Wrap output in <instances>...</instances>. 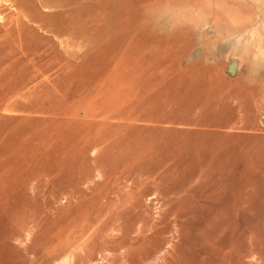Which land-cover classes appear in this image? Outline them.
<instances>
[{"label":"rangeland","instance_id":"rangeland-1","mask_svg":"<svg viewBox=\"0 0 264 264\" xmlns=\"http://www.w3.org/2000/svg\"><path fill=\"white\" fill-rule=\"evenodd\" d=\"M0 182V264H264V0H0Z\"/></svg>","mask_w":264,"mask_h":264},{"label":"bare ground","instance_id":"bare-ground-1","mask_svg":"<svg viewBox=\"0 0 264 264\" xmlns=\"http://www.w3.org/2000/svg\"><path fill=\"white\" fill-rule=\"evenodd\" d=\"M46 1V0H45ZM42 3V2H41ZM40 3V4H41ZM43 4V3H42ZM45 4V3H44ZM49 4V3H48ZM60 5V4H59ZM43 6V5H42ZM63 6V5H62ZM70 6H72V3H71V5ZM70 6H69V3H68V5L67 6H64V7H69V9H70ZM61 7V6H60ZM63 7V8H64ZM46 8V7H45ZM60 9V8H59ZM67 10L66 8L64 9V10H67V11H70V10ZM63 10V9H62ZM73 10V9H72ZM76 9H74L73 11H75ZM61 11V10H60ZM72 11V12H73ZM66 12V11H65ZM57 13V12H56ZM59 13V12H58ZM57 13V14H58ZM70 13V12H69ZM74 13V12H73ZM78 13V12H77ZM71 14V13H70ZM75 14V13H74ZM40 16V15H39ZM51 16V15H50ZM72 16V15H71ZM67 17V15L66 14H63V12H61L60 14H58V15H56L55 16V18H59V20L61 19V20H63V21H65L64 22V25H62L63 27H65V28H63L62 29V27H61V29H52V30H49V28H47L48 30H49V32H50V34L52 35V36H50V35H48V36H50L51 38L53 37V40H48L49 42V46H50V48L52 49V53H53V49H56L57 51H58V49L57 48H55V46H56V42L54 41V39L55 38H61V41L59 42V44H58V46L59 45H62V44H66V43H69V44H72L74 47H72L73 49L75 48V44L77 43L78 44V42H76L77 41V38H78V34L79 33H77V29H76V19L74 18V17H77V16H72V17ZM41 17V16H40ZM32 19V18H31ZM49 20V19H48ZM59 20L57 21V22H59ZM38 21V20H37ZM40 21V20H39ZM56 21V20H55ZM62 21V22H63ZM49 22H51V21H49ZM53 22V21H52ZM44 23V22H43ZM76 23V24H75ZM38 24V23H37ZM51 24H53V23H51ZM42 25V24H41ZM55 27V26H54ZM40 28V27H39ZM46 28V27H45ZM46 29V30H47ZM43 30V29H42ZM45 31V30H44ZM47 34H49V33H47ZM66 37V39H63V38H65ZM46 38H48V37H46ZM45 38V39H46ZM107 40L109 39V40H111L109 43L108 42H106L105 44H103L102 45V48H103V50H106V51H108V50H115V49H118L119 47V45H118V43H115V38H113L112 37V35H107ZM108 40V41H109ZM47 45V44H46ZM63 45V46H64ZM68 45V44H67ZM66 45V46H67ZM48 47V46H47ZM38 48V47H37ZM70 47H68V48H66L65 47V49H64V51L65 50H67V49H69ZM39 49H40V51H41V48L39 47ZM63 49V48H62ZM71 49V48H70ZM60 51H61V49H60ZM59 51V52H60ZM97 51V50H96ZM95 51V52H96ZM58 52V53H59ZM62 52V51H61ZM67 52H70L69 50H67ZM72 52L73 53H70L71 55H69L68 57L69 58H62L63 56H61L60 54H57V56H56V58L57 59H60L61 61H64V64L67 66V68L69 69L68 71H71V76L74 78V77H76V73H77V71L79 70V66H78V64H77V62H76V60H78V59H75V57L77 56V54H75L74 53V51L72 50ZM76 52V51H75ZM25 53V52H24ZM38 53V52H37ZM42 53V52H41ZM55 54L57 53V52H54ZM63 53V52H62ZM77 53V52H76ZM64 54H66V52L65 53H63V55ZM48 55H52L51 53L49 54L48 53ZM41 58L43 57V58H45V56H44V53H42V55L40 56ZM54 57V56H53ZM33 59V58H32ZM31 59V60H32ZM39 60V59H38ZM27 61V60H26ZM28 62V61H27ZM31 62V61H30ZM35 62V61H34ZM49 62H51V61H49ZM48 62V63H49ZM36 63V62H35ZM45 63H47V62H45ZM53 64H54V62H53ZM104 64V63H103ZM46 65V64H45ZM49 64H47V66H48ZM107 66V65H106ZM34 70L36 69L34 66H33V64H32V66H31ZM30 67V68H31ZM45 67V66H44ZM43 67V68H44ZM59 68V67H58ZM23 68H21L20 70H22ZM45 69V68H44ZM65 69V68H64ZM24 70V69H23ZM22 70V71H23ZM17 71H19V70H17ZM28 71V70H27ZM30 71V70H29ZM37 71V70H36ZM39 71H41V70H39ZM39 71H38V73H39ZM57 72H58V70H57ZM64 72V71H63ZM24 73H25V70H24ZM41 73V72H40ZM39 73V74H40ZM49 73H50V71H49ZM52 73V72H51ZM60 73V72H59ZM67 73V72H66ZM42 74V73H41ZM40 74V75H41ZM54 74H58V73H54ZM45 74H43L42 75V77L44 76ZM46 75H47V73H46ZM46 75H45V77H46ZM60 77H61V75L60 74H58ZM65 75V74H64ZM23 76H26L25 74L23 75ZM23 76H22V79H24L23 78ZM32 76V75H31ZM34 76V75H33ZM41 77V78H42ZM48 77V76H47ZM52 77V76H51ZM60 77H59V80H60ZM21 78V76L19 77V79ZM57 78V77H56ZM56 78H53V80L54 79H56ZM63 78V77H62ZM35 78H33V80H34ZM42 79H44V78H42ZM26 80H28V79H26ZM39 80V79H38ZM50 80H52V78H50ZM65 81V79H62V82H64ZM44 81V80H43ZM58 81V80H57ZM69 81V80H68ZM17 82V81H16ZM32 82H34V81H32ZM39 82H40V80H39ZM46 82V81H45ZM61 82V83H62ZM66 82V81H65ZM69 82H71V81H69ZM72 82H73V80H72ZM15 83V82H14ZM14 83H13V85H14ZM35 83V82H34ZM31 84V86H33V85H35V84ZM16 84V83H15ZM21 84V83H20ZM36 84H37V81H36ZM13 85L12 86H10V89H14L13 88ZM22 85V84H21ZM26 86L29 88V86L26 84ZM12 87V88H11ZM15 87V86H14ZM17 87V86H16ZM19 87L20 88H22L20 85H19ZM25 87V86H24ZM52 87V86H51ZM4 88V87H3ZM20 88H18V89H20ZM6 89H8V88H6ZM24 89V88H23ZM30 89V88H29ZM9 90V89H8ZM40 90V89H39ZM44 90V89H43ZM21 91H23L24 92V90H21ZM27 91V89H25V92ZM31 91V90H30ZM5 92V91H4ZM16 92V91H15ZM28 92H29V90H28ZM149 92V91H148ZM18 93H20V91H18ZM5 94V93H4ZM25 94V93H24ZM23 94V95H24ZM27 94V93H26ZM25 94V95H26ZM31 94V93H30ZM118 94H119V102H118V107H119V104H122L124 101H125V99H126V95L123 93H120V92H118ZM2 96H3V94H1ZM7 95V94H6ZM18 95V94H17ZM32 95V94H31ZM4 97V96H3ZM97 101V100H96ZM110 106V105H109ZM114 107H116V106H114V105H112V107H108L102 114H97V116H93V117H91L92 119H91V121H89L88 122V128L89 129H85V130H83V131H81V132H79L78 134H77V138H78V140L79 139H81V141H84L82 144H83V148H85L86 146H88V145H94L95 144V142H97L95 139L93 140V139H88V137H87V135H88V133L89 132H91V130H94L93 132H95V130H100V129H103V128H108V127H111V126H113L112 125V123L110 122L112 119H115L114 117L115 116H112L111 115V109H113ZM26 112H27V109H26ZM66 112V111H65ZM31 113V112H30ZM74 119V118H73ZM83 120V119H82ZM159 123H160V125H163V124H168V125H174L175 124V121H173V120H171V121H159ZM108 124H110V125H108ZM118 124H119V122H118ZM219 126H216V128H214L215 129V131H216V133L219 131L218 130V128H221V125L220 124H218ZM80 127V126H79ZM81 128V127H80ZM91 129V130H90ZM111 129V128H110ZM189 132L190 131H188V132H184L185 134H189ZM91 135V134H90ZM200 135V134H199ZM108 136V135H107ZM68 137V136H67ZM215 138H217V139H219V140H221V141H224V139L223 138H220L217 134H216V136H215ZM75 139V138H74ZM71 141V140H70ZM100 141L103 143V144H107V140L106 139H100ZM224 148V147H223ZM229 148V147H228ZM232 149V148H231ZM209 150H212L211 148H209ZM215 150V149H214ZM222 150H225V149H222ZM222 150H219V149H216V152L215 153H212V152H209L210 154H212V156L214 157V159H216V160H218V161H226V156L228 155L227 153H229V155L231 154H234L235 153V149H232V150H230V151H222ZM228 150V149H227ZM213 151V150H212ZM230 157V156H229ZM213 159V160H214ZM222 169H221V167L219 168L218 167V171H217V178L215 179V183H217V185L218 186H220L221 187V184H224L223 183V176H222V171H221ZM213 172H214V170H212L211 171V173H210V176H212V175H214L213 174ZM1 183V182H0ZM211 187V186H210ZM212 188V187H211ZM220 190V189H219ZM222 196V195H221ZM221 196H219L220 198H221ZM223 201V199L221 198L219 201H218V206H217V211H216V214L217 215H219L220 217L219 218H221L222 219V216L224 215V203L222 202ZM226 209V208H225ZM226 217V216H225ZM222 225V224H221Z\"/></svg>","mask_w":264,"mask_h":264},{"label":"water","instance_id":"water-1","mask_svg":"<svg viewBox=\"0 0 264 264\" xmlns=\"http://www.w3.org/2000/svg\"><path fill=\"white\" fill-rule=\"evenodd\" d=\"M234 70H235V69H234V66H232V67H230V70H229V71H230V73H233Z\"/></svg>","mask_w":264,"mask_h":264}]
</instances>
